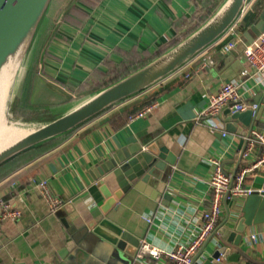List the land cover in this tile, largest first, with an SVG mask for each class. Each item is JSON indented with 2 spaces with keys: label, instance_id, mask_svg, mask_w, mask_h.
<instances>
[{
  "label": "crops",
  "instance_id": "crops-1",
  "mask_svg": "<svg viewBox=\"0 0 264 264\" xmlns=\"http://www.w3.org/2000/svg\"><path fill=\"white\" fill-rule=\"evenodd\" d=\"M205 1L52 0L30 65L37 58L47 84L66 97L87 84L94 86L93 92L106 86L99 85L111 78L110 70L125 58L141 54L153 55L154 59L192 32L191 27L203 22ZM260 3L262 0H253L248 10H255ZM242 34L221 38L160 83L58 138L56 145L2 177L0 204L9 200L23 214L17 219L7 218L0 225V264H61L68 258L75 263L83 261L87 256L84 251L70 255L75 244L63 220L84 223L108 217L140 240L146 238L164 250L191 241L201 225L202 212L209 206L213 159H219L224 171L235 175L261 152L259 147L251 159L243 158L247 128L239 120H229L228 109L215 117L222 125L218 129L197 120L211 95L225 82L240 81L244 100L251 105L257 103L255 110L263 108L254 129L264 133V85L251 74ZM230 36L237 44L223 51ZM233 50L239 56L233 57ZM157 90L161 92L151 113L118 124V111ZM230 122L234 130L227 127ZM141 142L146 143L145 149L166 148L175 162L167 175L165 192L159 193L147 182L141 189L132 187L117 205L105 211L106 197L91 181L92 167L115 151ZM40 178L48 179L51 190L66 200L65 206L54 213L31 184ZM245 182L264 188V164L250 171ZM247 198L224 203L215 229L195 254V264L212 255L225 231L236 226ZM252 234L257 235L256 242H252ZM240 248L250 259L241 255L238 261H229L222 256L220 263L264 264V222L247 228ZM165 261V257L139 259L135 255L124 264Z\"/></svg>",
  "mask_w": 264,
  "mask_h": 264
},
{
  "label": "water",
  "instance_id": "water-1",
  "mask_svg": "<svg viewBox=\"0 0 264 264\" xmlns=\"http://www.w3.org/2000/svg\"><path fill=\"white\" fill-rule=\"evenodd\" d=\"M251 1L223 0L196 29L136 70L105 87L90 92L76 104L54 108L49 112L53 115L52 118L35 126L14 123L28 131L0 148V166L36 146L74 131L118 103L160 83L220 40L238 22ZM51 2L52 0H0V76L10 64L13 74L7 99V122V113L13 100L12 91L19 78L22 79L20 87L25 82L27 65L29 67L33 49ZM262 33H264V10L243 32L241 39L249 45ZM231 55L239 56L234 50ZM19 85L16 87L18 88L16 96L19 95ZM231 105L232 103L225 105L222 110L228 109V119L239 120L247 128L244 135L250 134L263 108L233 111ZM233 124L230 122L227 127L234 130ZM145 144L133 143L123 147L92 167L91 181L101 187L106 197L103 207L105 211L117 205L118 199H121L132 187L141 189V186L147 182L156 186L159 193L165 192L167 175L175 162L166 154V148L149 146L145 149ZM164 197L171 199L167 194H164ZM62 222L75 244L70 255L74 251H84L87 256L78 263L68 258L61 264H124L129 258L135 257L140 246L139 237H135L108 217L84 223H69L65 220ZM262 222H264V192H256L248 196L243 216L234 228L225 231L221 245L212 255L196 264H221L218 258L222 256L229 261H238L241 255L246 257L240 245L245 239L247 228ZM195 261L194 259V263Z\"/></svg>",
  "mask_w": 264,
  "mask_h": 264
},
{
  "label": "built area",
  "instance_id": "built-area-1",
  "mask_svg": "<svg viewBox=\"0 0 264 264\" xmlns=\"http://www.w3.org/2000/svg\"><path fill=\"white\" fill-rule=\"evenodd\" d=\"M252 1L248 4L238 22L223 37L236 34L235 27H237ZM236 44L237 41L231 39L223 45L222 50L230 51ZM245 56L250 65L252 76H256L258 84L264 85V33L247 45ZM190 75L189 73L187 74V76ZM242 85L243 83L240 81L225 82L217 92L211 95L207 106L199 112L197 117L198 122L204 123L211 128L218 129L222 125L216 121L215 117L221 112L225 105L232 103L231 108L233 111H244L251 107L256 108L257 103L251 105L244 100V95L241 92ZM156 105L157 101L145 105L132 114L129 119L132 120L136 117L148 115L153 111ZM259 147L261 148V152L257 158L251 162H247L235 175L225 172L219 159H213L214 170L210 180L211 196L209 206L202 212L201 225L197 234L191 241L177 243L172 249L164 250L153 245L148 239L144 238L140 240V246L137 250L136 257L139 259H144L147 256H152L157 259L165 257L167 261L163 264H195V254L215 229L219 218L223 214L224 203L226 201H233L237 197L249 196L256 192H264V188H256L247 185L245 182L246 176L250 171L264 164V133L259 129H253L250 134L245 137V145L242 150L243 158L246 160L251 159ZM31 184L39 189L42 196L48 202L49 209L52 213L65 206L66 200L51 190L48 179H33ZM22 214V210L11 201H1L0 225L5 219H17L21 217ZM251 240L252 242H256L257 235L252 234ZM218 260L221 261V257L218 258Z\"/></svg>",
  "mask_w": 264,
  "mask_h": 264
},
{
  "label": "trees",
  "instance_id": "trees-1",
  "mask_svg": "<svg viewBox=\"0 0 264 264\" xmlns=\"http://www.w3.org/2000/svg\"><path fill=\"white\" fill-rule=\"evenodd\" d=\"M220 2L221 0H206L203 4L205 11L202 13L201 21L206 20L217 8ZM256 3L254 2V6L256 5ZM263 8L264 0H262V3L255 7V10H247L242 19L239 21L237 27H235V32H244L245 30H247ZM198 25L199 23H196L193 27H191V30L197 28ZM232 37L233 36H230L229 38L231 39ZM152 58L153 55L132 54L131 56L125 58V60L120 64L116 65V67L111 69V78L107 80V82L100 84L99 86L102 87L118 80L126 74L136 70ZM36 59L31 64L21 94L11 105L9 116L11 121L21 119L23 115H36L37 113L41 112L42 109H45L53 104L49 99H56L57 97H60L59 95H57V93H55V91H53V89L49 88L46 82L47 78L42 72L39 62ZM93 88L94 86H89V84L78 87V89L82 91L86 90V92L93 90ZM160 92V90H157L155 92H152L145 98L135 100L131 104L125 105L122 111H118L116 113L118 117V124L120 125L125 123L126 120H129L130 116L136 111L140 110L145 105L152 103ZM55 95L57 96L56 98L54 97ZM59 140L60 139H56L36 146L33 149H30L6 162L2 166H0V179L6 176L8 173L12 172L17 167L22 166L23 164L33 160L43 152L47 151L49 148L56 145Z\"/></svg>",
  "mask_w": 264,
  "mask_h": 264
},
{
  "label": "rangeland",
  "instance_id": "rangeland-1",
  "mask_svg": "<svg viewBox=\"0 0 264 264\" xmlns=\"http://www.w3.org/2000/svg\"><path fill=\"white\" fill-rule=\"evenodd\" d=\"M223 0H221L222 2ZM220 2V3H221ZM219 6V5H218ZM31 65H27V71H26V74H25V79L27 77V74L29 72V69H30ZM26 69V67H25ZM21 78H19V80L17 81V84L14 88V90L12 91V96H13V100L11 103L15 102L17 97H19V95L21 94L22 92V89H23V86L24 84L20 87V83H21ZM110 84V83H109ZM20 87V91H19V95H17L18 93V88L16 89V87ZM51 85V86H50ZM48 85L49 88L53 89V91H55V93H57V95H59L60 97H57L56 95L54 96L56 99H49L53 104L45 109H42L41 112L37 113L36 115H23V117L21 119H18L16 121H11L9 116H10V111H11V108L9 109L8 111V124L9 125H14L15 124H26L28 126H35L41 122H44L46 121L47 119H50L52 118L53 115H51L49 112L52 111L54 108H57V107H60V106H63V105H73V104H76L77 102H79L80 100H82L85 96H87V94H89L90 92L92 91H82L80 89H74L72 91V93L70 94V96L66 97L62 92H59L58 90H56L54 87V85L50 84ZM53 86V87H52ZM53 98V97H52ZM12 105V104H11ZM50 114V115H49Z\"/></svg>",
  "mask_w": 264,
  "mask_h": 264
},
{
  "label": "bare ground",
  "instance_id": "bare-ground-1",
  "mask_svg": "<svg viewBox=\"0 0 264 264\" xmlns=\"http://www.w3.org/2000/svg\"><path fill=\"white\" fill-rule=\"evenodd\" d=\"M10 65L9 67L7 66L5 68L4 72L0 76V148L25 135L28 131L23 127L9 125L6 120L9 85L13 80V74Z\"/></svg>",
  "mask_w": 264,
  "mask_h": 264
}]
</instances>
